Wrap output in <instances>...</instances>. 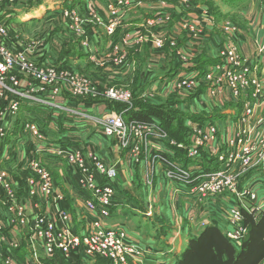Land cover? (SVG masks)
Returning a JSON list of instances; mask_svg holds the SVG:
<instances>
[{
    "label": "rangeland",
    "instance_id": "rangeland-1",
    "mask_svg": "<svg viewBox=\"0 0 264 264\" xmlns=\"http://www.w3.org/2000/svg\"><path fill=\"white\" fill-rule=\"evenodd\" d=\"M41 8L45 9L44 15L40 19H32L31 15ZM0 23L6 31L3 41L9 51L21 52L26 57L42 55L51 63L57 61L63 66L66 65L91 80L98 94L111 87L126 91L131 98L129 104L124 105L135 107L143 103L160 106L173 121L169 129L181 130L180 135L173 138L158 119H152L149 121L152 133L156 131L166 134L165 140L157 139L153 144L143 136L138 146V159L132 161L127 151L118 152L112 146V141L108 142L103 138L97 127L83 122V118L76 119L74 125H79L78 132L82 133L80 138L77 136L74 139L93 141L92 151L107 167L114 166L116 170L113 200L122 198L117 192L121 165L119 160L125 155L131 160L135 167L132 168L137 170V173L139 168L143 171L141 176L137 175L133 185L136 187L137 184V190L152 214L154 196L150 195L148 199L143 191L147 188L159 196L157 185H160L162 180L158 181L154 175L157 173L168 183H174L167 179L162 162L150 159L149 153L154 150L152 147L162 156L169 158L168 154L182 151L180 145L188 147L190 143H197L199 128L205 135L208 128L213 126L216 133L213 142H206L198 149L202 150L198 158L190 159L186 151L183 152L184 160L189 161L191 170H194L207 154L214 152V155H224L226 143L232 138H237L247 148L264 146V78L259 74V64L264 59V0H243L237 8L230 4V0H0ZM110 30H113L112 33ZM39 41L42 42L41 45L38 44ZM228 50L234 51L236 62L249 68L251 77L258 81L263 89L261 94L253 92L252 88L244 92L242 90L241 94L236 95L233 89L228 88L227 79L222 78L220 71L213 74L215 66H220L225 60L224 54ZM210 61L213 63L209 64ZM207 74L221 78L217 86L218 91L214 94L212 86L215 82L205 79ZM179 75L197 79L191 85L182 87L176 82ZM87 105L88 102L83 100L76 102V108H87ZM91 105L95 117L115 112L109 110L108 106L106 108L104 101H92ZM33 107L35 106L29 108ZM247 107L256 110L254 117L249 119L247 124H243L240 120L245 119ZM33 109L34 117L45 114L50 119V112L44 108ZM20 111L25 112V108ZM86 112L88 111H84ZM62 115L58 118L61 126L64 122L61 117L65 116ZM124 115L122 113L126 129L134 131V134L138 133L139 136L142 129L133 124L129 126L131 121L126 120ZM18 120L24 122L21 116ZM29 122L35 123L47 138L44 143L54 145L58 134H61L58 127L48 125L41 128L36 121ZM13 130L16 132L14 136L8 135L0 140V172L5 174V179H1L0 183L9 186V192L14 195L13 200H8L13 207L14 224L6 228V231H10L9 238L16 245L11 249L13 262L110 264L107 260L99 258L97 253L88 254L90 250L87 251L81 246L73 247L68 252L54 249L51 254L44 251L45 232L37 226L38 217L44 216L46 222H52L55 228L66 226L69 229L67 233L80 239L90 231L88 217L83 208L85 199L79 198L83 201H79L81 203L78 206L71 201L76 192V181L68 175L66 165L62 162H52L44 157V153L37 152L41 149L40 142H34L28 133L25 134L16 128ZM204 135L202 137H205ZM161 145L171 147L172 153H165L166 149H158ZM222 155L215 158L218 159ZM259 157V154L254 155L253 152L250 154L251 159L256 160ZM32 161L35 162L34 169L30 168ZM223 163L224 161L220 162L222 167ZM247 167L240 161L234 169L246 173L250 169ZM42 169L49 176L52 192L57 194L56 203L52 193L43 194L42 188L45 185L38 173ZM257 170L247 172H251L248 178L238 177L235 180L236 188L246 186L259 178ZM1 188L5 193V189ZM157 188L159 191H156ZM86 194L87 192L84 193ZM210 198L221 199L219 201L222 208H219L218 213L222 218H228V203L235 201L234 198L224 193L216 197L207 196L205 200ZM176 200L173 196L165 202L169 209L180 211L182 208ZM202 201L197 198L194 202L197 204ZM58 206H62L63 213H57ZM209 211V214H214ZM22 214H26L24 223L20 221ZM58 214L67 218L66 225L61 223L59 218L62 215L58 217ZM0 215V238L3 236L1 240L5 241L4 225L9 224V216L1 207ZM133 220L137 221L138 216ZM206 221H202L200 226H211L202 225ZM75 222L78 223L77 227ZM148 224L149 220H144L142 227L147 229ZM219 225L224 227V222L219 221ZM73 226L76 227L75 230ZM225 232L223 234L226 237ZM39 233H42L41 236ZM230 243L235 247L241 244ZM6 248L7 246L0 242V264H4L2 255Z\"/></svg>",
    "mask_w": 264,
    "mask_h": 264
},
{
    "label": "built area",
    "instance_id": "built-area-1",
    "mask_svg": "<svg viewBox=\"0 0 264 264\" xmlns=\"http://www.w3.org/2000/svg\"><path fill=\"white\" fill-rule=\"evenodd\" d=\"M98 19V18H96ZM4 26L0 23V140L8 135L14 133L13 129L28 133L34 142H40L41 149L37 152L44 153V157L49 156L52 162H62L67 166V170L71 177L75 179L78 189L84 194L83 208L89 216L88 224L90 231L87 235H83L80 239L75 238L66 226L55 228L52 222H46L44 216L37 219V226L45 232L44 237V251L47 253L53 250L70 251L73 247H84L90 252L88 254L95 255L101 259H105L110 264H145L147 251L130 240L122 229H114L104 227L102 221L109 217V208L113 206L114 185L113 181L116 179V170L114 166L107 167L104 162L92 151L91 141H79L82 131H79V125H74L76 119L83 118V122L93 124L99 129V134L108 142L112 141L114 148L118 152L127 151L131 160H137L139 156L138 146L142 141V137L146 136L149 142L155 144V140H165L166 134L152 133L151 122H130V125L138 126L142 129L138 136L134 131L126 129L122 120V114L112 112L105 114L103 117H95L92 112V105L88 104L87 108L84 106L76 108L72 106L73 101L83 100L84 102L104 101L107 108L108 104H129L130 94L117 88L105 89L104 92L97 93L96 87L91 80L75 72L70 67L62 65L57 61L49 62L42 55L39 56H25L21 52L9 51L3 41L5 34ZM111 33L113 30H110ZM109 34V29H108ZM2 35V36H1ZM42 44L41 41L38 43ZM86 45V43H84ZM264 51V50H263ZM225 60L219 66L217 64L213 70V74L221 72L222 78L227 79L228 88L233 89L235 94H241L243 90L254 89L253 92L261 94L262 87L258 81H254L251 77V71L248 67L240 65L236 62V54L233 50H228L224 54ZM51 63L50 65H48ZM48 65V66H46ZM213 74H207L205 79L215 82L212 86L213 94L218 91L221 78L215 77ZM197 78H188L178 76L176 82L178 86L187 87L194 83ZM256 98V97H255ZM31 106L44 108L49 111L52 118H59L63 116V132L58 134V139L53 144L44 143L47 138L39 131L38 127L33 122H19L18 117L21 112L20 109ZM256 108L247 107L245 119L240 122L247 124L249 119L254 117ZM20 111V112H19ZM84 111H88L84 113ZM25 123V124H24ZM87 123V124H88ZM147 123V122H146ZM13 130V131H12ZM145 130V131H144ZM215 127H210L204 135L201 128L198 130L197 143H190L188 147L180 145V149L185 152L190 159H195L202 150L200 149L206 142H213L215 135ZM204 135L205 137H202ZM134 143V144H133ZM84 147H83V146ZM224 155L211 153L204 156L203 159L209 161L212 167L211 171H196L189 169V165L179 164L171 158H166L159 154L154 147L149 155L152 161L162 162L164 173L169 181L175 184H180L186 187L184 194L194 195L195 198L205 200L207 196L216 197L225 193L231 195L235 201L229 202L228 213L226 218V232L225 235L230 242L240 244L247 235V228L244 226L245 215L251 217L257 214L264 213V146L262 148L246 147L237 138H232L226 143ZM33 151H36V147ZM259 154V159H251L250 154ZM158 153V154H157ZM29 156L31 154L28 152ZM222 155L218 159L215 158ZM200 156V155H199ZM198 158V157H197ZM157 160V161H156ZM7 161V160H6ZM223 163V167L220 162ZM252 169H258L259 178L248 185L236 188L238 177L245 178L250 173H240L234 169V166L239 162ZM226 165V166H225ZM199 166V165H198ZM196 166V167H198ZM35 162L32 161L30 168L34 169ZM1 171V170H0ZM41 175V181L45 185L42 188L44 195L53 194L58 202L57 194L52 192L50 179L45 170L38 171ZM5 174L0 172V180L5 179ZM248 180V179H247ZM249 181V180H248ZM260 181V182H257ZM236 182V183H235ZM32 184V181H30ZM235 183V187H234ZM5 189V193L2 188ZM9 186L0 183V207L6 211L9 218V224L4 225V243L7 248L2 255L4 264H15L13 262L14 256L11 251L16 245L13 244L9 238L10 228L14 224L12 218L13 207L8 200H13L14 195L9 192ZM227 192V193H226ZM232 204V205H231ZM57 213L64 211L62 206L57 207ZM61 223L66 225L67 218L63 214H58ZM0 219L2 217L0 215ZM26 214H22L21 223H24ZM0 220V226H2ZM202 225H207L204 222ZM228 228V230H227ZM8 232V233H7ZM24 232V229H23ZM42 233H39L41 236ZM7 240V242H6ZM81 244V245H79Z\"/></svg>",
    "mask_w": 264,
    "mask_h": 264
},
{
    "label": "crops",
    "instance_id": "crops-1",
    "mask_svg": "<svg viewBox=\"0 0 264 264\" xmlns=\"http://www.w3.org/2000/svg\"><path fill=\"white\" fill-rule=\"evenodd\" d=\"M241 1L243 0H230V4L237 8ZM37 11L43 12V8ZM31 16L32 19H35L33 15ZM259 66V74L264 78V59L260 61ZM167 147V145H161L158 149H166L165 153L166 151L170 152L171 147H168L169 149ZM169 157L179 164L187 162L184 160L183 151L177 154L173 153V155L169 154ZM119 161L121 165L119 166V188L117 192H119L122 198L120 197L119 199L117 197L114 201L109 217L102 221V225L108 228L122 229L127 234L128 240L142 246L148 252L145 264H176L183 251L188 247L189 242L195 239L203 230L204 227L200 226L202 221L207 220V225L211 224L217 227L222 233L226 230V220L218 213L220 211L219 208H222L219 201L221 199L210 198L196 204L194 201L197 198L193 197V195L184 194L186 191L185 186L174 183L170 184L157 173L154 175L155 178L158 181L162 180V183L160 182V185H157L160 191L158 188L156 190L159 191V196L154 195L153 190L147 188L144 190L142 187L144 196H147L148 199L150 195L151 197L154 196V212L151 214L150 210L146 208L145 202H143V196L137 190V184L136 187L133 185L137 175L141 176L143 171L139 168L137 173V170L132 168L133 164L131 160L125 155ZM194 170L201 171V166L194 167ZM73 196L71 197V201L75 202L78 206L82 200L78 199L75 195ZM173 196L177 199L176 203L182 208L180 211L169 209V205L165 202ZM209 210L214 212V214H209ZM84 214L89 218L86 212ZM136 216H138V220L134 221L133 218ZM144 220H149L147 229L142 227ZM219 221L224 222V227H220ZM75 225L77 227L78 223L75 222ZM76 227L73 226L72 228L75 230ZM260 264H264V260Z\"/></svg>",
    "mask_w": 264,
    "mask_h": 264
},
{
    "label": "trees",
    "instance_id": "trees-1",
    "mask_svg": "<svg viewBox=\"0 0 264 264\" xmlns=\"http://www.w3.org/2000/svg\"><path fill=\"white\" fill-rule=\"evenodd\" d=\"M212 63V61L209 62V64ZM139 101L140 100H134V102ZM76 102L78 101L72 102L74 107H76ZM88 104L91 105V102H88ZM29 107L25 108V112L20 114L24 122L26 120H33L39 123L41 128H46L48 125H51L58 127L59 131L63 132V126H61L58 118L54 119L50 117V119H48L45 114L34 117L33 108L35 107L31 109ZM108 109L120 114H125L126 120L131 122L146 123L152 121V119H158L161 122V126L164 127L173 138H177L181 133V130L178 128L174 131L169 129L171 125H173V121L169 118V114L161 109L160 106L139 103L137 106L132 107L114 103L108 104ZM61 118L63 119V117ZM15 133L16 132L12 135L14 136ZM45 158H49V156ZM208 162L209 161L206 159L199 162L202 171L208 172L212 170ZM183 165H189V161L183 163ZM68 175L71 176L69 172ZM75 195L78 199L84 200L85 196L78 189L77 185ZM112 207L109 208V212ZM244 219L247 235L239 247L233 246L217 227L212 225L205 226L201 233L189 242L188 247L183 251L176 264H260L264 260V213L257 214L254 218L245 215Z\"/></svg>",
    "mask_w": 264,
    "mask_h": 264
},
{
    "label": "bare ground",
    "instance_id": "bare-ground-1",
    "mask_svg": "<svg viewBox=\"0 0 264 264\" xmlns=\"http://www.w3.org/2000/svg\"><path fill=\"white\" fill-rule=\"evenodd\" d=\"M45 12V9H43V12L37 11L36 13L33 14V18L38 19L41 17V15ZM32 17V16H31ZM29 18V16L27 17Z\"/></svg>",
    "mask_w": 264,
    "mask_h": 264
}]
</instances>
